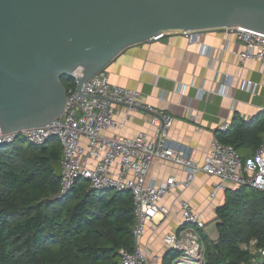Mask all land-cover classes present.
Returning <instances> with one entry per match:
<instances>
[{"label":"built area","instance_id":"built-area-1","mask_svg":"<svg viewBox=\"0 0 264 264\" xmlns=\"http://www.w3.org/2000/svg\"><path fill=\"white\" fill-rule=\"evenodd\" d=\"M230 32L246 42L245 51L240 53L242 60H261L264 74V32L245 27ZM206 51L203 47L202 52ZM82 77V69L73 73L63 113L53 121L4 133L0 129V150L20 139L36 145L58 139L63 155L57 199H64L81 178L89 180L91 189L97 191H131L137 219L134 228L136 245L133 251H120L123 264H162L163 261V256L143 244L142 239L150 221L169 214L161 202L179 182L175 177H169L162 184L153 182L149 173L157 160L180 165L186 171L184 185H190L201 172L215 178L211 198L244 185L264 190V140L253 155L243 157L234 145L215 137L204 161L197 162L186 150L171 142L169 132L174 119L169 113L152 117L151 134L147 130L135 135L121 134L125 126L118 117L121 106H126L129 115L140 107L141 92L138 89L113 85L109 74L102 69L84 82L81 93L77 90V82ZM232 81V76H228V87ZM258 85L252 80H243L240 84L248 91H254ZM146 107L155 112L151 105ZM220 129L224 132L230 130L231 123H223ZM181 207V230L167 234L164 240L169 249L184 252L174 264H200L205 257L201 229H205L206 223L188 201H182ZM262 254L264 256V251ZM255 263L260 264L257 260Z\"/></svg>","mask_w":264,"mask_h":264},{"label":"trees","instance_id":"trees-1","mask_svg":"<svg viewBox=\"0 0 264 264\" xmlns=\"http://www.w3.org/2000/svg\"><path fill=\"white\" fill-rule=\"evenodd\" d=\"M61 81L68 89L72 79ZM219 138L253 155L264 140V111ZM62 155L56 138L44 145L20 139L0 150V264H123L120 251L135 249L132 192L97 191L81 178L57 199L61 178L53 165ZM217 219L218 239L202 235L200 264H264V190H228ZM177 254L168 250L162 264H174Z\"/></svg>","mask_w":264,"mask_h":264},{"label":"water","instance_id":"water-1","mask_svg":"<svg viewBox=\"0 0 264 264\" xmlns=\"http://www.w3.org/2000/svg\"><path fill=\"white\" fill-rule=\"evenodd\" d=\"M264 32V0H0L1 132L45 125L64 110L63 75L85 81L125 49L176 33ZM61 178V161L54 163ZM217 220L206 228L219 237Z\"/></svg>","mask_w":264,"mask_h":264},{"label":"crops","instance_id":"crops-1","mask_svg":"<svg viewBox=\"0 0 264 264\" xmlns=\"http://www.w3.org/2000/svg\"><path fill=\"white\" fill-rule=\"evenodd\" d=\"M203 47L206 53L202 52ZM245 49L246 42L224 28L165 35L125 49L105 68L113 85L141 92V106L130 115L126 106H121L118 117L125 122L121 134L135 135L141 130L151 134L152 117L169 113L174 119L169 132L171 142L202 163L213 138L224 132L220 129L223 123L230 122L232 126L242 120L250 122L264 111L263 62L242 60L240 53ZM228 76L233 79L230 87ZM243 80L259 85L248 91L240 86ZM148 105L155 112L148 110ZM169 177L179 182L161 202L169 214L150 221L142 239L143 244L162 256L170 250L164 236L181 230L182 201H188L200 214L206 232L218 220L217 209L224 204L227 194L211 198L216 179L204 172L190 185H184L186 171L180 165L157 160L149 178L162 184Z\"/></svg>","mask_w":264,"mask_h":264},{"label":"rangeland","instance_id":"rangeland-1","mask_svg":"<svg viewBox=\"0 0 264 264\" xmlns=\"http://www.w3.org/2000/svg\"><path fill=\"white\" fill-rule=\"evenodd\" d=\"M201 233H202L203 236L206 235V232H205L204 229H203V230L201 229ZM183 255H184V252H180V253H178V254H177V257H176V260H179L180 257H182Z\"/></svg>","mask_w":264,"mask_h":264},{"label":"bare ground","instance_id":"bare-ground-1","mask_svg":"<svg viewBox=\"0 0 264 264\" xmlns=\"http://www.w3.org/2000/svg\"><path fill=\"white\" fill-rule=\"evenodd\" d=\"M197 255H194V257H196ZM179 264H189V263H185V262H180Z\"/></svg>","mask_w":264,"mask_h":264}]
</instances>
